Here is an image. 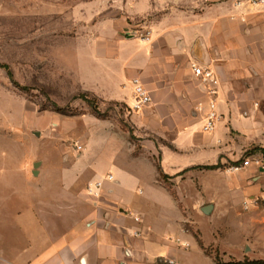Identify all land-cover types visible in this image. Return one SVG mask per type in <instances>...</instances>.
Listing matches in <instances>:
<instances>
[{
	"label": "rangeland",
	"instance_id": "374dc122",
	"mask_svg": "<svg viewBox=\"0 0 264 264\" xmlns=\"http://www.w3.org/2000/svg\"><path fill=\"white\" fill-rule=\"evenodd\" d=\"M205 5L219 4L0 0V251L6 247L5 240L12 242L15 236L40 234L41 227L50 233L51 222L54 238L75 224L78 212L98 199L87 192L96 171L104 176L113 173L117 179L119 168L125 167L131 178L126 189L118 186V190L134 202L144 201L156 188L161 206L153 210L152 218L168 240L176 236V228L163 225L173 217L170 195L182 209L200 194L209 198L218 185L214 177L196 178L180 189L172 183L173 177L161 178L170 195L153 185L154 167L129 155L144 153L152 159L148 140L158 148L170 143L136 132L131 121L134 112L118 96L131 60L133 66L147 57L148 65L166 66L165 76H173L176 56L182 52L188 56L198 37L193 32L203 26L198 25L203 22L198 14ZM204 93L208 111L212 98ZM170 116L176 128L178 115ZM205 117L201 111L195 122L181 118L182 126H193L190 129L200 133ZM170 136L176 140V129ZM154 159L160 162V151ZM87 168V172L83 170ZM224 171L229 177L245 170ZM244 204L248 208L251 202ZM257 214L263 219L264 208L259 207ZM203 215L199 211L191 221L210 219ZM64 217L68 224H63ZM225 219L230 226L229 240L236 244V216ZM188 224L198 237L194 225ZM261 233L264 236V227ZM196 250L191 245L188 256Z\"/></svg>",
	"mask_w": 264,
	"mask_h": 264
},
{
	"label": "crops",
	"instance_id": "0c3cea01",
	"mask_svg": "<svg viewBox=\"0 0 264 264\" xmlns=\"http://www.w3.org/2000/svg\"><path fill=\"white\" fill-rule=\"evenodd\" d=\"M193 1L219 5H205L198 14L203 19L198 25L203 26L193 32V36L198 37L188 56L183 52L176 56L173 76H165L166 66L159 69L148 65L147 57L137 60L133 66L131 60L130 74L124 71L118 96L132 106L130 81L135 77H140L151 93L153 103L132 115L133 128L157 141L166 140L170 145L158 148L156 142L148 140L146 147L152 159L144 153L129 157L143 159L154 167L153 185L167 190L170 195L167 184L160 180L162 174L173 177L171 181L176 187L196 178L214 177L218 185L209 198L200 194L182 209L170 195L173 217L164 220L163 225L168 229L176 228V236L168 240L152 218L153 210L161 206L156 188H152L144 201L134 202L118 190V186L126 189L131 178L125 167L119 168L117 179L113 173L104 176L96 171L91 183L102 182L100 197L93 206L78 212L75 224L55 238L51 222L50 233L41 227L40 234L15 236L12 242L5 240L0 264H160L161 257H172L178 264H217L218 259L221 263L264 262L261 233L264 218L258 217L259 207L249 204L247 208L244 204L264 190V173L249 168L228 177L224 171L230 164L239 162L246 151L264 149V4L254 5L253 0ZM237 2L241 5L237 6ZM198 40L201 43L199 59L196 58ZM194 62L210 66L220 80L217 97L220 119L211 133L204 132L203 128L197 133L190 129L193 126H182L181 118L195 122L201 111L205 115L208 112L205 93L192 70ZM170 114L178 115L176 128ZM175 129L176 140L170 136ZM158 151L160 162L154 159ZM216 165L221 167L192 169ZM83 170L87 172L89 168ZM185 170L189 171L177 177ZM134 178L141 182L140 177ZM109 182L113 184H107ZM206 206L213 207L210 215H203L210 219L191 221ZM230 214L237 220L236 244L229 240L230 226L225 217ZM64 218L63 224H68V218ZM188 223L194 225L198 237ZM191 245L197 250L193 256H188Z\"/></svg>",
	"mask_w": 264,
	"mask_h": 264
},
{
	"label": "built area",
	"instance_id": "2783aa9c",
	"mask_svg": "<svg viewBox=\"0 0 264 264\" xmlns=\"http://www.w3.org/2000/svg\"><path fill=\"white\" fill-rule=\"evenodd\" d=\"M252 4L262 5L264 0H253ZM237 6L241 5V2L236 3ZM192 70L194 75L198 78L201 88L212 99L209 103V110L206 115L205 125L203 131L211 133L216 129L217 123L220 119V115L217 110V97L220 90V80L214 70L208 66L198 62L192 64ZM133 92V104L130 107L132 112H139L149 106L152 103V96L150 91L146 88L140 77H135L130 81ZM249 168H257L264 173V154H251L243 157L239 162L230 165L227 169L229 172H239ZM111 180L112 177L110 176ZM102 182L90 183L87 186V192L93 198H99L102 190ZM251 204L257 207L264 208V190L260 195L250 200ZM139 221V219H136ZM160 264H178L176 259L172 257H161L159 259Z\"/></svg>",
	"mask_w": 264,
	"mask_h": 264
},
{
	"label": "trees",
	"instance_id": "16d2710c",
	"mask_svg": "<svg viewBox=\"0 0 264 264\" xmlns=\"http://www.w3.org/2000/svg\"><path fill=\"white\" fill-rule=\"evenodd\" d=\"M0 67H1V65H0ZM4 67H6V66H4ZM259 150L261 151L262 154H264V149H255V150H253V151H251V152H247L245 155H246V156L251 155V154L255 153V151H259ZM220 167H221V165H216V166H198V167H194V168H192V169H200V170H217V169H219ZM192 169H189V170H192ZM160 170H161V169H160ZM189 170H185V171H183L182 173L178 174L177 177H179V176H183V175H184L185 173H187ZM162 177H163V178H166V176H164L163 174H162ZM207 251L209 252V250H207ZM217 264H264V262H263V261H254V262H248V261H246V262L221 263V262L219 261V259H218Z\"/></svg>",
	"mask_w": 264,
	"mask_h": 264
},
{
	"label": "water",
	"instance_id": "95a60500",
	"mask_svg": "<svg viewBox=\"0 0 264 264\" xmlns=\"http://www.w3.org/2000/svg\"><path fill=\"white\" fill-rule=\"evenodd\" d=\"M200 48H201V43H200V41L198 40L197 43H196V49L198 50V51H197L196 58H198L199 55H200V53H201ZM195 54H196V53H195ZM198 59H199V58H198ZM35 167L37 168V165H36ZM212 209H213L212 206H206V207L202 210V212H203L204 214H206V215H210L211 212H212Z\"/></svg>",
	"mask_w": 264,
	"mask_h": 264
}]
</instances>
